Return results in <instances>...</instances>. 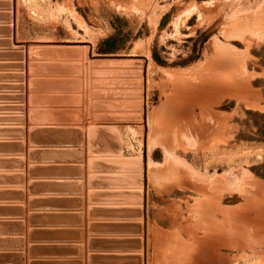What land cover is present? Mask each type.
I'll use <instances>...</instances> for the list:
<instances>
[{
  "label": "rangeland",
  "instance_id": "rangeland-1",
  "mask_svg": "<svg viewBox=\"0 0 264 264\" xmlns=\"http://www.w3.org/2000/svg\"><path fill=\"white\" fill-rule=\"evenodd\" d=\"M0 23L5 58L70 53L3 65L10 110L30 79L31 153L129 186L138 264H264V0H0Z\"/></svg>",
  "mask_w": 264,
  "mask_h": 264
},
{
  "label": "crops",
  "instance_id": "crops-1",
  "mask_svg": "<svg viewBox=\"0 0 264 264\" xmlns=\"http://www.w3.org/2000/svg\"><path fill=\"white\" fill-rule=\"evenodd\" d=\"M35 51L64 61L70 54L29 48L22 51L26 59L18 61L5 58L9 51L0 46V75L16 73L3 65L35 66L41 61L31 59ZM10 84L20 83L0 78V264H138L135 241L145 238L147 211L139 213L144 215L142 225L136 197L121 194L130 191L129 186H122L111 171L90 168L83 148L74 152L37 143L43 147L31 153L28 128L52 122L34 115L33 123L30 79L24 94L26 111L10 110L19 106V93L3 88ZM71 124L75 123L65 125ZM138 232L144 235L138 237Z\"/></svg>",
  "mask_w": 264,
  "mask_h": 264
},
{
  "label": "water",
  "instance_id": "water-1",
  "mask_svg": "<svg viewBox=\"0 0 264 264\" xmlns=\"http://www.w3.org/2000/svg\"><path fill=\"white\" fill-rule=\"evenodd\" d=\"M71 129V128H58V130ZM80 130L77 129L76 133L78 134Z\"/></svg>",
  "mask_w": 264,
  "mask_h": 264
},
{
  "label": "bare ground",
  "instance_id": "bare-ground-1",
  "mask_svg": "<svg viewBox=\"0 0 264 264\" xmlns=\"http://www.w3.org/2000/svg\"><path fill=\"white\" fill-rule=\"evenodd\" d=\"M215 219V218H214ZM212 228V227H211ZM208 229V228H207Z\"/></svg>",
  "mask_w": 264,
  "mask_h": 264
}]
</instances>
